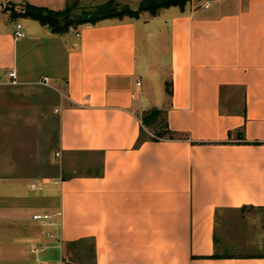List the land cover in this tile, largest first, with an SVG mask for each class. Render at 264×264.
<instances>
[{
	"label": "crops",
	"instance_id": "crops-1",
	"mask_svg": "<svg viewBox=\"0 0 264 264\" xmlns=\"http://www.w3.org/2000/svg\"><path fill=\"white\" fill-rule=\"evenodd\" d=\"M24 19L0 11V87L14 72L11 87L55 92L59 168L15 177L4 161L0 264H264V0H196L63 35ZM154 109L175 137L137 146ZM244 210L262 217L228 232ZM46 213L51 224L34 219Z\"/></svg>",
	"mask_w": 264,
	"mask_h": 264
},
{
	"label": "rangeland",
	"instance_id": "rangeland-1",
	"mask_svg": "<svg viewBox=\"0 0 264 264\" xmlns=\"http://www.w3.org/2000/svg\"><path fill=\"white\" fill-rule=\"evenodd\" d=\"M109 1L111 0H0V4L6 6L5 11L20 12L21 8L29 2L38 7H48L53 10L71 7L74 9V14H80L83 9L96 7ZM113 1L117 5L128 6L134 11L138 10L142 2L141 0ZM19 20L25 22L24 18H19ZM138 25L141 28L142 21L138 22ZM162 60L166 63L164 58ZM139 65L143 71L144 58L141 52ZM150 82L152 91L155 94L160 93L156 78H151ZM11 86L0 87V173L5 161L6 168L3 172L9 176L33 175L32 173L41 172L44 166L48 167V170L51 169L49 172L54 174L59 168V164L56 165L58 161L52 159L58 141L57 119L53 110L55 92L52 89L41 87L22 90ZM237 96L238 107H240L242 92L238 91ZM231 97L234 101V96L231 95ZM145 131L148 136H151L155 128L145 127ZM87 166H90V158H85L83 170L88 174L90 170ZM240 214L229 217L232 223L228 227V232L239 229L237 220L241 218L260 220L262 217L255 210H244ZM221 235L222 233L219 234L220 237ZM263 239L264 234H259L256 240L263 244ZM240 251H245V249Z\"/></svg>",
	"mask_w": 264,
	"mask_h": 264
},
{
	"label": "trees",
	"instance_id": "trees-1",
	"mask_svg": "<svg viewBox=\"0 0 264 264\" xmlns=\"http://www.w3.org/2000/svg\"><path fill=\"white\" fill-rule=\"evenodd\" d=\"M138 10L134 11L128 6L117 5L113 0L96 7L83 9L80 14H74V9L67 7L62 11H54L45 7H37L26 3L20 10L11 11V18H26L39 22L48 27L52 33L63 35L72 28L81 26H96L106 21L123 20L124 18L139 19L142 13L156 16L161 10L171 7H185L195 0H141ZM143 129L138 141L141 145L145 141L159 142L172 140L175 134L169 129L165 113L154 109L143 112L141 115ZM145 127L155 128V132L148 136ZM216 258V257H214Z\"/></svg>",
	"mask_w": 264,
	"mask_h": 264
},
{
	"label": "built area",
	"instance_id": "built-area-1",
	"mask_svg": "<svg viewBox=\"0 0 264 264\" xmlns=\"http://www.w3.org/2000/svg\"><path fill=\"white\" fill-rule=\"evenodd\" d=\"M5 9H6V6H2L0 4V11H5ZM24 36H25V33H24V30H23L22 24H17V26H16V32H15V38L19 39V38H23ZM10 78H11V84L12 85H16L17 84V82H16V75H15L14 72H12L10 74ZM48 83H49V79L48 78H44L40 82L41 85H45V86H47ZM137 85H138V87H141V83H138ZM137 96H138V91L132 94V98L134 100L137 99ZM141 124H142V121H141ZM57 156H59V154H57ZM34 219L35 220H42L43 222H46V223L51 224L50 223L51 216L48 213H46V214H44L42 216H38L37 215V216L34 217Z\"/></svg>",
	"mask_w": 264,
	"mask_h": 264
}]
</instances>
